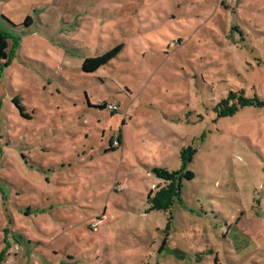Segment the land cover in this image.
<instances>
[{
  "label": "rangeland",
  "instance_id": "374dc122",
  "mask_svg": "<svg viewBox=\"0 0 264 264\" xmlns=\"http://www.w3.org/2000/svg\"><path fill=\"white\" fill-rule=\"evenodd\" d=\"M0 14L17 39L0 70V264H264V107L212 111L229 91L264 98V0H0ZM187 146L168 222L147 212L151 169H179Z\"/></svg>",
  "mask_w": 264,
  "mask_h": 264
},
{
  "label": "trees",
  "instance_id": "16d2710c",
  "mask_svg": "<svg viewBox=\"0 0 264 264\" xmlns=\"http://www.w3.org/2000/svg\"><path fill=\"white\" fill-rule=\"evenodd\" d=\"M0 21L5 25L13 27L14 25L3 15L0 14ZM31 19L30 17H26L24 19V25L30 26ZM13 25V26H12ZM237 32L240 34L241 40L243 41L242 31L238 28ZM9 41L13 43L17 41L14 35L5 31L2 27L0 28V70L5 65L7 60L10 57L9 52ZM122 45H117L114 48L105 51L101 55H97L94 57H87L81 63V71L83 73H93L100 67L108 64L112 59H114L118 53L120 52ZM91 107L105 108L103 105L92 106ZM245 107H264V98L259 97L258 95L254 94L251 97L246 95L244 90L238 91H229L225 97L219 99L217 103L212 107V111L216 114V117L219 118H226L235 115L239 110ZM118 137L120 134L118 133ZM110 149L112 148V142H110ZM195 154V150L187 146L182 148L179 153L180 158V167L179 169L169 171L165 168L161 167H154L151 169L152 175L158 179L160 182L155 187V189H151L146 198V203L148 205L147 212L150 211H162L168 212V222L170 221V209L175 201H178L181 187H182V180L183 179H190L188 177V173L185 171L186 166L189 162H191L192 157ZM167 222V225H168ZM168 227V226H167Z\"/></svg>",
  "mask_w": 264,
  "mask_h": 264
},
{
  "label": "built area",
  "instance_id": "2783aa9c",
  "mask_svg": "<svg viewBox=\"0 0 264 264\" xmlns=\"http://www.w3.org/2000/svg\"><path fill=\"white\" fill-rule=\"evenodd\" d=\"M106 108L108 109V110H110V111H115L116 109H117V105H114V104H108L107 106H106ZM117 143H118V140H115V141H113L112 142V144H114V145H117Z\"/></svg>",
  "mask_w": 264,
  "mask_h": 264
}]
</instances>
